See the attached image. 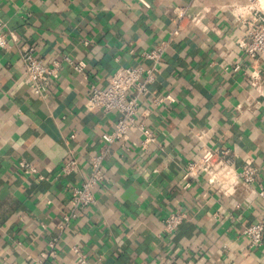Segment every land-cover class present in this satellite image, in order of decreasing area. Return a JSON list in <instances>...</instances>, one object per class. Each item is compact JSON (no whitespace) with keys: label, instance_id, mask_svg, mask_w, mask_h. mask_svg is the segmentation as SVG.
Instances as JSON below:
<instances>
[{"label":"crops","instance_id":"obj_1","mask_svg":"<svg viewBox=\"0 0 264 264\" xmlns=\"http://www.w3.org/2000/svg\"><path fill=\"white\" fill-rule=\"evenodd\" d=\"M244 1H206L202 22L183 24L169 41L172 10L189 0H0V34L16 38L0 50V264H77L73 245L86 264H264V241L250 247L241 234L264 222L256 194L264 188V59L254 62L234 45L244 28L228 8ZM163 43L136 122L155 142L142 147L133 128L127 147L113 144L95 203L60 229L71 186L87 177L100 135L117 117L84 109L89 86L105 88L122 66L149 67L142 54ZM20 47L46 65L59 62L42 98L23 80ZM168 95L173 101L152 102ZM203 145L228 148L235 167L252 159L251 189L222 194L202 174L184 180ZM68 157L78 170L62 175ZM21 161L44 179L24 174ZM177 211L186 218L164 233V218ZM52 238L56 253L43 259Z\"/></svg>","mask_w":264,"mask_h":264},{"label":"built area","instance_id":"obj_2","mask_svg":"<svg viewBox=\"0 0 264 264\" xmlns=\"http://www.w3.org/2000/svg\"><path fill=\"white\" fill-rule=\"evenodd\" d=\"M206 1L208 0H189L187 5L175 7L172 10L175 16V27L170 32L169 41L179 35L183 24L197 27L202 22L205 16ZM228 8L236 23L244 28L243 37L234 40V45L254 62L264 59V2L245 0L242 4H232ZM8 35L10 39H7L5 34H0V50L8 46L9 40L16 41L13 33H8ZM165 45L166 43H163L142 54L144 59L151 62L149 67L122 66L110 75L105 88L89 86L84 109L114 113L117 117L111 131L100 135L103 148L93 154L88 161L89 173L87 177L81 183L71 186L68 198L69 212L64 215L59 226L60 229H63L74 219L78 212L95 203L94 192L103 179V164L113 144L121 143L122 146L127 147L129 132L133 128H136L142 137V147H147L150 143L155 142L153 133L147 130L142 123L137 124L136 122L141 101L148 96V88L158 74ZM18 55L24 68L23 80L34 97L42 98L47 93L51 80L57 78L59 62L52 61L50 65H46L35 55L34 49L31 47H20ZM64 60H67L77 72L83 68L82 63L74 64L68 59ZM249 78L252 80L251 85L255 86L257 76L251 74ZM164 100L171 102L173 98L168 95L155 98L152 102L154 105H159ZM197 139H202V136H197ZM234 159L235 154L226 147L212 148L203 145L200 157L187 165L183 179L189 180L202 174L207 186L222 194H232L239 188L251 189L257 178L253 160L247 159L240 167H235ZM18 166L24 174L31 175L37 180L44 179L32 165L21 161ZM77 170V160L68 157L62 162L59 171L62 175H70ZM256 194L264 198V188H260ZM185 218L186 215L181 211L167 215L163 220V232L174 233ZM241 234L247 239L250 247L260 246L264 241V222L258 221L250 224L242 230ZM56 246V238H52L48 243V251L41 255L42 258L54 256ZM70 253L77 264L87 263L88 256L82 253L79 246H71Z\"/></svg>","mask_w":264,"mask_h":264},{"label":"bare ground","instance_id":"obj_3","mask_svg":"<svg viewBox=\"0 0 264 264\" xmlns=\"http://www.w3.org/2000/svg\"><path fill=\"white\" fill-rule=\"evenodd\" d=\"M261 2H264V0H260Z\"/></svg>","mask_w":264,"mask_h":264}]
</instances>
